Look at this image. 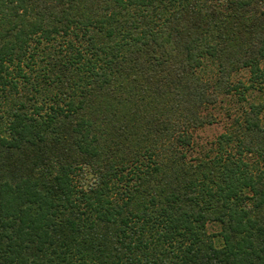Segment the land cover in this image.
I'll return each instance as SVG.
<instances>
[{"label":"trees","instance_id":"16d2710c","mask_svg":"<svg viewBox=\"0 0 264 264\" xmlns=\"http://www.w3.org/2000/svg\"><path fill=\"white\" fill-rule=\"evenodd\" d=\"M0 264H264V0H0Z\"/></svg>","mask_w":264,"mask_h":264},{"label":"rangeland","instance_id":"374dc122","mask_svg":"<svg viewBox=\"0 0 264 264\" xmlns=\"http://www.w3.org/2000/svg\"><path fill=\"white\" fill-rule=\"evenodd\" d=\"M244 75V74H243ZM223 122H217L214 123L213 125H210L206 127L203 130L199 131L200 136L203 137V139H213L220 131L223 129Z\"/></svg>","mask_w":264,"mask_h":264}]
</instances>
